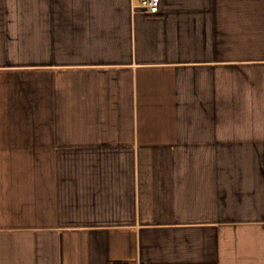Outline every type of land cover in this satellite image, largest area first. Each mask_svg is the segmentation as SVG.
Masks as SVG:
<instances>
[{"label": "crops", "instance_id": "0c3cea01", "mask_svg": "<svg viewBox=\"0 0 264 264\" xmlns=\"http://www.w3.org/2000/svg\"><path fill=\"white\" fill-rule=\"evenodd\" d=\"M0 0V264H264V0Z\"/></svg>", "mask_w": 264, "mask_h": 264}, {"label": "built area", "instance_id": "2783aa9c", "mask_svg": "<svg viewBox=\"0 0 264 264\" xmlns=\"http://www.w3.org/2000/svg\"><path fill=\"white\" fill-rule=\"evenodd\" d=\"M160 0H141L140 6L145 8L150 14H157L159 12Z\"/></svg>", "mask_w": 264, "mask_h": 264}]
</instances>
